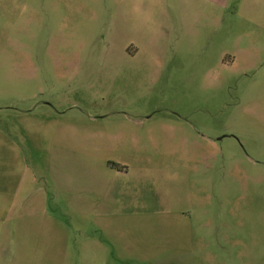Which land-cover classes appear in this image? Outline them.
Listing matches in <instances>:
<instances>
[{
    "label": "rangeland",
    "instance_id": "374dc122",
    "mask_svg": "<svg viewBox=\"0 0 264 264\" xmlns=\"http://www.w3.org/2000/svg\"><path fill=\"white\" fill-rule=\"evenodd\" d=\"M188 1L0 0V264H264V0Z\"/></svg>",
    "mask_w": 264,
    "mask_h": 264
},
{
    "label": "crops",
    "instance_id": "0c3cea01",
    "mask_svg": "<svg viewBox=\"0 0 264 264\" xmlns=\"http://www.w3.org/2000/svg\"><path fill=\"white\" fill-rule=\"evenodd\" d=\"M134 1V10H139V12H137V15L139 16V18H141V21H137L138 22V26H139V34L138 36H149V34L147 35V29L149 31V27H147V23L145 20L148 16H150V11H151V0H143V3H139V5H136V0ZM206 3H208L209 5H212L214 7H216L217 5L220 4H225L226 0H204ZM200 2L197 1H188L185 2L183 5V8H200L201 5H199ZM149 25V24H148ZM7 224V211L3 207L2 205H0V258L2 256V248H3V233L5 235V232L7 230L6 227ZM4 240H6V237H4ZM157 264H181V261L179 260H160Z\"/></svg>",
    "mask_w": 264,
    "mask_h": 264
}]
</instances>
